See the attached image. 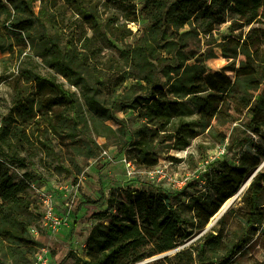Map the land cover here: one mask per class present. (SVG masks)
Returning <instances> with one entry per match:
<instances>
[{"label":"rangeland","instance_id":"374dc122","mask_svg":"<svg viewBox=\"0 0 264 264\" xmlns=\"http://www.w3.org/2000/svg\"><path fill=\"white\" fill-rule=\"evenodd\" d=\"M242 3L0 0V264L98 262L132 207H220V264H264V0Z\"/></svg>","mask_w":264,"mask_h":264},{"label":"trees","instance_id":"16d2710c","mask_svg":"<svg viewBox=\"0 0 264 264\" xmlns=\"http://www.w3.org/2000/svg\"><path fill=\"white\" fill-rule=\"evenodd\" d=\"M227 2L234 4L231 8L237 13L242 11L241 6L243 5V0H227ZM138 56L142 60L145 58L143 51H138ZM141 67L144 68L143 62L141 63ZM246 175L247 173H243L242 177L245 178ZM1 186L0 194L3 202L0 208H3L5 214L10 208L19 207L20 199L16 191L13 190L15 185H11L9 179L3 181ZM11 188H13L12 191ZM234 190L231 193H234ZM226 199H228V196L223 201ZM136 209L143 217L140 219V223L136 219ZM219 209L220 207H214L206 219L200 218L199 225L201 226L202 224L200 223L202 222V226H204L212 214ZM157 210L162 214L159 220L156 213ZM1 217L3 218L4 215ZM188 222L182 219L173 207H132L126 215V219L117 218L113 221L111 237L106 241L98 242L96 238L99 235L95 239L90 240L91 249L89 254L94 256L96 253H99L100 258L98 262L97 260L85 261V264H130L154 253L169 249L175 246L178 235L186 237L191 234L188 226H186ZM194 223L196 222L194 221ZM121 234L126 239L125 241ZM206 236L212 242L210 245L213 247L215 253L213 255L214 262L218 263L220 260L216 253L221 247L223 236L219 233L215 234L214 232H209ZM174 259L177 261L172 264H195L191 250L180 252ZM183 260L184 262H181Z\"/></svg>","mask_w":264,"mask_h":264},{"label":"flooded vegetation","instance_id":"af4514ba","mask_svg":"<svg viewBox=\"0 0 264 264\" xmlns=\"http://www.w3.org/2000/svg\"><path fill=\"white\" fill-rule=\"evenodd\" d=\"M262 1V0H261ZM264 5V3H263ZM242 14V12H241ZM258 17V14H254L250 17V19L246 22L247 24H251L256 18ZM200 224L203 225V223L201 222ZM209 224V221L204 225V226H200L198 222L196 223H190L188 222L186 226H188L189 231H190V235L186 236V237H182L180 235L177 236V241L175 242V246L166 249L164 251H160L157 253H163L172 249H176V253L173 255V257H168V263L164 262L163 264H172L174 262H176L177 260H175L174 258L176 257L177 254H179L182 251L185 250H191L194 256V263L195 264H220V261L218 263L214 262V258L213 255L214 250L213 247L210 245L212 242L210 241V239H208V237L206 236L209 232H208V228L206 229V226ZM212 232V231H211ZM200 233V235H199ZM156 254V253H154ZM153 254V255H154ZM152 256V255H150ZM150 256H147L145 258H148ZM143 258V259H145ZM140 259V260H143ZM138 260V261H140ZM136 261V262H138ZM180 262V260H179ZM181 262H184L181 261ZM135 263V262H133ZM132 264V263H130Z\"/></svg>","mask_w":264,"mask_h":264},{"label":"water","instance_id":"95a60500","mask_svg":"<svg viewBox=\"0 0 264 264\" xmlns=\"http://www.w3.org/2000/svg\"><path fill=\"white\" fill-rule=\"evenodd\" d=\"M257 172H258V171H256V172L254 173V175L252 176V178L257 174ZM252 178H251V179H252ZM242 189H243V188H242Z\"/></svg>","mask_w":264,"mask_h":264},{"label":"bare ground","instance_id":"6f19581e","mask_svg":"<svg viewBox=\"0 0 264 264\" xmlns=\"http://www.w3.org/2000/svg\"><path fill=\"white\" fill-rule=\"evenodd\" d=\"M254 178V177H253Z\"/></svg>","mask_w":264,"mask_h":264}]
</instances>
